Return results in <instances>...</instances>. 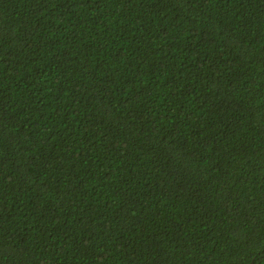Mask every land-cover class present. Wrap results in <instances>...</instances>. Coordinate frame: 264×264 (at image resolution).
Wrapping results in <instances>:
<instances>
[{
  "label": "trees",
  "instance_id": "obj_1",
  "mask_svg": "<svg viewBox=\"0 0 264 264\" xmlns=\"http://www.w3.org/2000/svg\"><path fill=\"white\" fill-rule=\"evenodd\" d=\"M0 264H264V0H0Z\"/></svg>",
  "mask_w": 264,
  "mask_h": 264
}]
</instances>
